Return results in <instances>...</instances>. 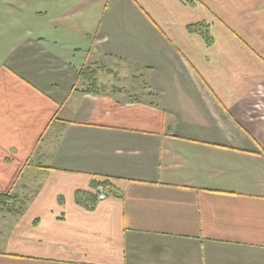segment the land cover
Returning <instances> with one entry per match:
<instances>
[{"label": "crops", "instance_id": "1", "mask_svg": "<svg viewBox=\"0 0 264 264\" xmlns=\"http://www.w3.org/2000/svg\"><path fill=\"white\" fill-rule=\"evenodd\" d=\"M8 193L0 264H264V0H0Z\"/></svg>", "mask_w": 264, "mask_h": 264}, {"label": "trees", "instance_id": "2", "mask_svg": "<svg viewBox=\"0 0 264 264\" xmlns=\"http://www.w3.org/2000/svg\"><path fill=\"white\" fill-rule=\"evenodd\" d=\"M187 30L189 33L200 35L207 45H210L212 43V39L209 35V28L206 24L199 23L196 25H191L187 27ZM80 73L82 74L83 72L80 71ZM95 74H96L95 70L89 71V76H90L89 86L92 88H96ZM119 91L120 90H116V92ZM75 201L78 205H81L86 209L90 210L94 207L96 203V197L78 192L75 195ZM22 208H23L22 202L14 195L8 193L6 195L0 196V212L4 214L17 216L21 214Z\"/></svg>", "mask_w": 264, "mask_h": 264}, {"label": "rangeland", "instance_id": "3", "mask_svg": "<svg viewBox=\"0 0 264 264\" xmlns=\"http://www.w3.org/2000/svg\"><path fill=\"white\" fill-rule=\"evenodd\" d=\"M123 74H126V72L124 70H121L120 73H118V75H120L121 78H125V77L121 76ZM98 76H99V79L100 80H105L107 78L111 80V78L109 77V75L103 73V70H102V72L99 73ZM121 83H122L123 86H126V84L128 83V81H126L125 79H121Z\"/></svg>", "mask_w": 264, "mask_h": 264}, {"label": "built area", "instance_id": "4", "mask_svg": "<svg viewBox=\"0 0 264 264\" xmlns=\"http://www.w3.org/2000/svg\"><path fill=\"white\" fill-rule=\"evenodd\" d=\"M104 197H105V192L101 190V191L99 192L98 198H99V199H103Z\"/></svg>", "mask_w": 264, "mask_h": 264}]
</instances>
